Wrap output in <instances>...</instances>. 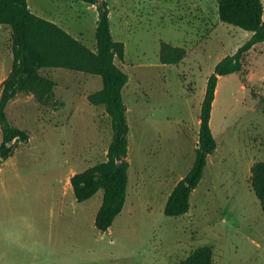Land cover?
<instances>
[{
  "label": "rangeland",
  "instance_id": "374dc122",
  "mask_svg": "<svg viewBox=\"0 0 264 264\" xmlns=\"http://www.w3.org/2000/svg\"><path fill=\"white\" fill-rule=\"evenodd\" d=\"M26 1L33 14L95 50L93 6ZM106 2L112 38L124 44V60L114 62L128 78L121 91L129 127L124 207L100 232L94 219L103 191L79 203L69 183L106 160L110 118L87 101L101 78L43 69L55 83L52 97L41 104L21 93L5 107L28 140L0 158V264H182L200 246L212 248V264H264V211L248 185L251 165L264 161V47L244 56L239 74L218 79L209 122L216 149L188 212L168 217L166 199L195 158L207 78L251 34L220 22L217 0ZM9 39L0 28V82L11 70ZM163 43L183 48L185 57L161 64Z\"/></svg>",
  "mask_w": 264,
  "mask_h": 264
},
{
  "label": "trees",
  "instance_id": "16d2710c",
  "mask_svg": "<svg viewBox=\"0 0 264 264\" xmlns=\"http://www.w3.org/2000/svg\"><path fill=\"white\" fill-rule=\"evenodd\" d=\"M93 6L97 19L95 50L87 48L53 22L33 14L26 0H0V27L10 30L11 70L0 84V158L8 159L17 143H25L28 134L10 124L6 118L7 103L18 94H31L38 103L47 102L55 83L42 74L43 69H64L96 75L101 78L100 90L87 96L93 106H102L110 118L112 136L106 160L73 174L69 183L76 202H84L99 190L103 191L101 204L94 219L100 232L107 231L126 200L128 132L121 91L127 75L115 64L124 60V44L112 38L109 9L106 0H76ZM220 22L237 27L251 36L232 54L225 56L207 78L199 112V128L195 158L189 171L168 195L163 213L178 217L188 212L191 193L203 177L207 157L216 149L210 128V113L217 81L222 76L239 74L244 56L257 45L264 47L263 4L261 0H217ZM186 53L183 48L161 44L159 61L164 65L179 63ZM264 104V96L261 99ZM248 185L264 211V161L254 162L249 170ZM210 246H200L182 264H212Z\"/></svg>",
  "mask_w": 264,
  "mask_h": 264
},
{
  "label": "crops",
  "instance_id": "0c3cea01",
  "mask_svg": "<svg viewBox=\"0 0 264 264\" xmlns=\"http://www.w3.org/2000/svg\"><path fill=\"white\" fill-rule=\"evenodd\" d=\"M263 4V3H262ZM263 6H264V4H263ZM30 10V9H29ZM31 11V10H30ZM0 28H2V27H0ZM9 30V29H8ZM9 37H10V30H9ZM10 40V39H9ZM7 77V76H6ZM5 78H3L2 80H1V82L4 80ZM1 82H0V84H1ZM16 97V96H15ZM14 99V98H13Z\"/></svg>",
  "mask_w": 264,
  "mask_h": 264
}]
</instances>
